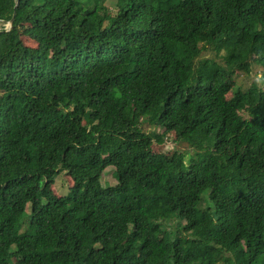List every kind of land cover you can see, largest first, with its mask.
Instances as JSON below:
<instances>
[{
  "label": "trees",
  "instance_id": "trees-1",
  "mask_svg": "<svg viewBox=\"0 0 264 264\" xmlns=\"http://www.w3.org/2000/svg\"><path fill=\"white\" fill-rule=\"evenodd\" d=\"M106 2L0 0V264H264V0Z\"/></svg>",
  "mask_w": 264,
  "mask_h": 264
},
{
  "label": "rangeland",
  "instance_id": "rangeland-1",
  "mask_svg": "<svg viewBox=\"0 0 264 264\" xmlns=\"http://www.w3.org/2000/svg\"><path fill=\"white\" fill-rule=\"evenodd\" d=\"M106 3L114 9V7H113L114 0H107ZM112 8H111V10H113ZM8 26H9L8 22L7 23H0V28L1 27L5 28ZM201 54H202V56H206V57H215V58L218 57L215 53H212V51L205 50V49L201 52ZM261 70L262 69L260 68L259 65H254L249 74L248 73H241V74L238 73V76L235 77L236 83L241 84L243 82L245 84H249L251 79L252 80L256 79L258 85L264 87V78H262V76H260V72H262ZM145 126L147 128H149V126L147 124H145ZM157 131L161 132V129L157 128ZM170 137H173V134L164 136L162 138L163 141L159 144H156L155 149L166 151L168 149H171L173 146H175V147L177 146L178 149L184 151V150H187L190 148V147H187L185 145L173 142ZM184 157H185L186 161L189 160V158L191 157L190 152H188L187 154L185 153ZM113 170H114L113 167H107L105 170H103V172L100 176V181H101L102 185H108V184L114 185V184H116L115 177L113 176ZM53 179H54V183L52 184V188L57 192V194H59V195L66 194L68 192V186H70L72 184V181L65 174V172L64 171L56 172L54 174ZM226 254L230 256L231 260H233V257L231 256V254L229 252H226ZM230 264H234V260L231 261Z\"/></svg>",
  "mask_w": 264,
  "mask_h": 264
},
{
  "label": "water",
  "instance_id": "water-1",
  "mask_svg": "<svg viewBox=\"0 0 264 264\" xmlns=\"http://www.w3.org/2000/svg\"><path fill=\"white\" fill-rule=\"evenodd\" d=\"M18 1V0H17ZM12 21H13V16L11 17V19L8 21L9 25L12 24Z\"/></svg>",
  "mask_w": 264,
  "mask_h": 264
},
{
  "label": "clouds",
  "instance_id": "clouds-1",
  "mask_svg": "<svg viewBox=\"0 0 264 264\" xmlns=\"http://www.w3.org/2000/svg\"><path fill=\"white\" fill-rule=\"evenodd\" d=\"M261 74V73H260Z\"/></svg>",
  "mask_w": 264,
  "mask_h": 264
}]
</instances>
